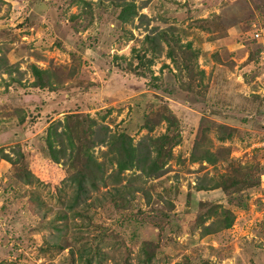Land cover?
Here are the masks:
<instances>
[{
	"label": "rangeland",
	"instance_id": "1",
	"mask_svg": "<svg viewBox=\"0 0 264 264\" xmlns=\"http://www.w3.org/2000/svg\"><path fill=\"white\" fill-rule=\"evenodd\" d=\"M87 1L0 0V264H264V0ZM56 127L55 146H76L59 162ZM120 133L149 158L158 140L163 167L125 169L119 195L87 185L70 207L79 147L113 176ZM207 150L215 164L192 159ZM206 179L220 187L198 190ZM223 210L232 226L202 234Z\"/></svg>",
	"mask_w": 264,
	"mask_h": 264
},
{
	"label": "trees",
	"instance_id": "2",
	"mask_svg": "<svg viewBox=\"0 0 264 264\" xmlns=\"http://www.w3.org/2000/svg\"><path fill=\"white\" fill-rule=\"evenodd\" d=\"M74 1V0H73ZM79 2H83V3H89L87 0H78ZM122 10L120 12V18L124 21H127L130 17H133L137 14L136 12V7L134 3L131 2H125V4H122ZM163 37L166 36V32H162ZM152 38L150 35H146V41H151ZM187 49L188 52L192 50L193 44L191 41H189L187 43ZM155 49V47H154ZM167 55L168 57H170L171 59H174L175 62V54L174 51L170 48L167 50ZM140 59L142 60L143 57L139 56ZM33 69V73L36 77V79L33 82V86L39 87V88H43L46 86L50 85V81L48 80L49 77H44L43 70L37 68L36 66L33 65L32 67ZM7 71L11 72L12 70L10 68L6 69ZM201 73L204 74V70H201ZM11 80L13 81H17V78L12 77ZM71 128H73V126L69 125ZM67 126V130H70V127ZM101 126V124L99 125ZM105 126H101L99 129L102 130H106ZM109 128H107L108 130ZM106 130V131H107ZM58 133L57 127L55 128V131H51L48 134V144H49V150H50V154H51V158L56 161L59 162L63 156H65L68 152V149H75L76 146L74 144V142L72 141V139L69 140L67 147H57L55 146L56 143H54L51 140V135L53 133ZM98 132V130H97ZM231 134H229L228 136H230ZM115 136V140L113 143H115L116 146V151L117 154H115L113 157H111L109 159V163L110 164H115L117 166V170L115 175L108 177L107 175H105L104 170V163L100 160L97 159V157L93 154V152L91 151V145H84V149L83 147H79V150H82V158L80 160L81 164L80 166L76 167L75 169L77 170L76 173L71 177L72 181L74 182L75 185V194L73 197V202L70 203V207H74L77 205V202L79 201V199H81L82 195L87 196L88 192H89V188L87 187V185H89L91 187V189H96L98 187V183L102 182V184H106L107 182H105L106 180L109 179V181H111L113 184H117V186H114L113 190L115 192H117V194H122L123 193V186H118L121 183V178H122V174L124 172L125 169H130L133 168L134 166L140 167L142 169V171L147 174L148 176L154 175L156 174L161 167H163L165 160L163 158L167 157L165 152L163 153V155L161 154V148L160 146H156V142L158 140H152L153 144H154V148L157 150V154L154 156H150V159L148 156H141L139 153V147L142 146V142H139V145H134L131 138L128 136V134H114ZM165 139H167V136H164ZM264 139V135L260 138V140L262 141ZM151 141V139H149ZM150 141H148V146L150 145ZM63 144V143H62ZM167 144V143H166ZM145 145L147 148L148 146ZM158 145V144H157ZM168 145V144H167ZM256 150H262V148L264 149V146H260L258 144V146L256 147H252ZM170 150V149H169ZM72 153V152H71ZM69 153L68 157L70 158V162L73 163V158L74 156ZM169 153H167V155L169 156ZM1 154L3 155V158H7V160H12V158H10V156L8 154H4L1 152ZM225 154V153H224ZM151 155V154H150ZM192 159L194 161L196 160H200L202 162H208L210 164H215L217 162L218 157L215 156V154H213L210 150H207L204 154H194L192 156ZM161 161L163 162V165L161 166ZM244 165L242 163L239 164V166H237V169H239V167H243ZM79 168V169H78ZM17 177L22 178L24 180V182L31 184L32 180V174L28 169H21L20 172H18ZM264 175V171L259 173V179H262L261 176L263 177ZM67 183L66 180L63 181L62 184ZM220 187V184L218 182H216L215 184H213V181L211 179H206L205 181H203L202 183L200 182L197 185L198 190H206L209 191L213 188H218ZM60 189V188H59ZM39 198V197H38ZM37 198V199H38ZM36 199V200H37ZM89 205L86 204L84 206V208ZM88 207V206H87ZM224 209V208H223ZM226 210V209H224ZM223 210V215L219 216L221 218L220 222L217 225L214 224H204V221L207 218H211L213 214L212 211H207V213L202 216L199 220L200 224L203 226L204 231L202 232V234H210V233H214L217 232L221 229H225V228H229L232 226L233 221H234V215H231L228 211H224ZM215 213V212H214ZM76 215L79 216H86V213L81 212V211H77ZM62 218L64 217L63 214L59 213L58 214V218ZM50 247H58L59 249H64L67 246L61 244V242L59 241H55L52 245H46L43 246L42 249L43 250H48ZM73 252V251H71ZM83 255L81 254L80 257H82ZM92 260L93 258L91 257H86L85 261H82V264H92ZM52 264V263H51ZM54 264V263H53Z\"/></svg>",
	"mask_w": 264,
	"mask_h": 264
},
{
	"label": "clouds",
	"instance_id": "3",
	"mask_svg": "<svg viewBox=\"0 0 264 264\" xmlns=\"http://www.w3.org/2000/svg\"><path fill=\"white\" fill-rule=\"evenodd\" d=\"M262 141H263V140H262ZM262 141H261V142H262ZM260 146H264V145H260Z\"/></svg>",
	"mask_w": 264,
	"mask_h": 264
},
{
	"label": "built area",
	"instance_id": "4",
	"mask_svg": "<svg viewBox=\"0 0 264 264\" xmlns=\"http://www.w3.org/2000/svg\"><path fill=\"white\" fill-rule=\"evenodd\" d=\"M263 142H264V139H263Z\"/></svg>",
	"mask_w": 264,
	"mask_h": 264
}]
</instances>
